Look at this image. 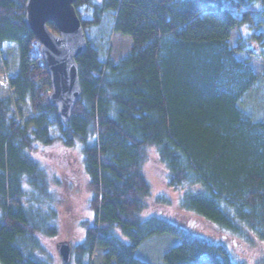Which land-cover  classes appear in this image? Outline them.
Here are the masks:
<instances>
[{"label":"trees","instance_id":"1","mask_svg":"<svg viewBox=\"0 0 264 264\" xmlns=\"http://www.w3.org/2000/svg\"><path fill=\"white\" fill-rule=\"evenodd\" d=\"M25 3L0 0V51L6 43L18 51L9 86L34 116L27 133L14 100L0 94V264H51L41 238L57 234V213L48 205L46 172L31 155L35 144L79 146L82 155L92 220L81 224L69 264H92L98 249L102 264H148L136 251L163 234L179 239L165 264H243L222 243L160 215L142 216L150 197L142 172L147 148L169 188H198L180 196L179 210L264 245V121L239 108L257 76L235 57L253 54L247 39L264 46V28L229 44L239 27H257L253 9L261 6L264 17V0H76L86 50L76 59L81 94L67 123L49 105L50 80L24 21ZM109 32L130 39L116 60Z\"/></svg>","mask_w":264,"mask_h":264},{"label":"rangeland","instance_id":"2","mask_svg":"<svg viewBox=\"0 0 264 264\" xmlns=\"http://www.w3.org/2000/svg\"><path fill=\"white\" fill-rule=\"evenodd\" d=\"M261 9L259 5L253 9L258 16L257 27L249 30L247 27L241 26L234 31L229 40L231 48L236 45L239 38L246 39L249 33L257 32L261 28L263 30L264 17L261 15ZM99 34H104V31H95L93 37H97ZM89 36L92 37V33H89ZM246 45L253 51V54L245 53L235 55V57L248 62L257 76V81L242 97L239 108L254 121H264V46L249 39H247ZM129 47L130 39L128 37L109 32V55L112 59L116 60L125 54ZM17 64V46L13 43L4 44L0 51V78L11 79L16 73ZM8 85V82L0 81V94L4 97H11L15 102L16 99ZM14 109L19 126L29 133L34 119L29 100L26 99L20 104L15 102ZM145 152L146 161L142 172L150 187V197L146 200L147 208L142 213L143 217L160 215L212 243H222L234 262L259 264L264 259V245L256 238L249 237L248 242L239 240L220 231L195 214L179 210L177 204L180 196L186 191H195L198 188H169L166 184V171L160 164L155 150L147 148ZM31 155L46 172L51 192L48 205L57 213V234L53 237H42L41 244L45 254L50 258L51 264H63L58 255L59 246L68 244L72 248L79 244L84 235L81 224L92 220V214L88 207L91 194L87 186V177L82 168L80 148L79 146L67 148L61 143H55L48 147L35 144ZM157 198L165 200L158 201ZM120 237L127 241L122 236ZM177 244H179V239L171 235L153 236L140 245L136 251V257L148 264H165L164 253ZM103 252L100 249L96 250L91 257L92 264H102Z\"/></svg>","mask_w":264,"mask_h":264},{"label":"water","instance_id":"3","mask_svg":"<svg viewBox=\"0 0 264 264\" xmlns=\"http://www.w3.org/2000/svg\"><path fill=\"white\" fill-rule=\"evenodd\" d=\"M76 0H26L25 24L39 44L43 66L50 80L49 105L67 123L80 97L76 59L86 50V38L75 13ZM52 23L57 33L48 28ZM58 255L69 264L71 248L61 244Z\"/></svg>","mask_w":264,"mask_h":264},{"label":"built area","instance_id":"4","mask_svg":"<svg viewBox=\"0 0 264 264\" xmlns=\"http://www.w3.org/2000/svg\"><path fill=\"white\" fill-rule=\"evenodd\" d=\"M5 71V70H4ZM0 81H5V82H8L9 83V80L7 79V77L5 78V79H2V78H0ZM8 87H9V85H8ZM10 89V88H9Z\"/></svg>","mask_w":264,"mask_h":264}]
</instances>
